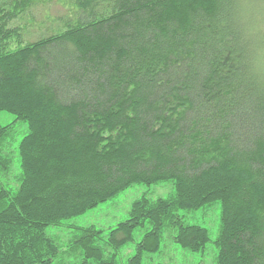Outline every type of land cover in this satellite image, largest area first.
Masks as SVG:
<instances>
[{
	"label": "trees",
	"instance_id": "obj_1",
	"mask_svg": "<svg viewBox=\"0 0 264 264\" xmlns=\"http://www.w3.org/2000/svg\"><path fill=\"white\" fill-rule=\"evenodd\" d=\"M248 4L0 0V112L13 116L0 125V264H143L167 242L202 253L208 229L180 212L216 203L213 264H264V0ZM165 181L171 193L144 192L113 227L47 233Z\"/></svg>",
	"mask_w": 264,
	"mask_h": 264
},
{
	"label": "rangeland",
	"instance_id": "obj_2",
	"mask_svg": "<svg viewBox=\"0 0 264 264\" xmlns=\"http://www.w3.org/2000/svg\"><path fill=\"white\" fill-rule=\"evenodd\" d=\"M246 1V0H245ZM255 1V0H254ZM251 4L252 0H248ZM257 2V1H256ZM264 8V7H263ZM250 9V6H249ZM253 9V8H252ZM250 9V10H252ZM45 8L42 6L36 8L35 20L42 21V14L45 13ZM51 13H55L59 10L55 8V5L49 8ZM257 11V9H256ZM255 8L253 12L255 13ZM250 13V11L248 12ZM261 20L264 19V12L261 11L258 13ZM44 26V25H43ZM42 26V27H43ZM39 33L38 27H35L34 32H29V34L24 33V39L33 40ZM15 46V40L11 41L9 47ZM13 120V116L6 113L0 112V125L6 124ZM19 128L23 129L24 126L20 125ZM22 134H20L21 136ZM17 165V162H15ZM16 173L15 167L13 168V174ZM147 192L150 197H164L172 192V184L170 181L160 182L155 185L147 187L144 184H133L123 191L117 193L112 198L107 201L99 204L93 209L88 210L87 212L70 218L64 221L66 225L62 227L50 226L47 229V233L51 236L57 237L60 241L65 242L67 237L71 233L70 227L67 225L74 226H88L94 225L97 228H108L115 226L119 221L124 220L128 216V211L134 200L139 198L141 194ZM183 216V219L188 223H197L208 229L210 241L207 243L206 248L202 253H188L182 251L175 244L167 242L163 250L158 254L152 256L150 261H145L143 264H213V257L215 255L213 239L217 234L218 222H219V207L218 204H212L204 208H200L195 211H183L180 212ZM142 236L141 230H135L134 232V242L127 244L120 252L121 261L123 262L129 254L133 252L134 243L138 241Z\"/></svg>",
	"mask_w": 264,
	"mask_h": 264
}]
</instances>
